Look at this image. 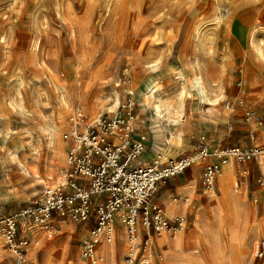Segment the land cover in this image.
<instances>
[{
  "label": "rangeland",
  "instance_id": "rangeland-1",
  "mask_svg": "<svg viewBox=\"0 0 264 264\" xmlns=\"http://www.w3.org/2000/svg\"><path fill=\"white\" fill-rule=\"evenodd\" d=\"M217 1L220 23L205 27L197 45L187 37L185 23L193 22L204 4L208 5L200 16L212 14L215 0H0V129L7 127L14 131L22 143L17 150L19 161L28 170L25 174L16 162L9 163L0 149V215L38 197L43 187H55L62 182L68 187V182L81 180L78 174L67 180L70 143L63 136L78 109L86 115L85 123L93 122L100 115L128 116L130 110L131 124L138 119L153 134L149 126L153 110L140 104L138 92L146 90L148 76L170 89L176 81L177 69L193 61L196 55L203 64L204 78L210 77L216 86L225 85L222 89L225 97L220 104L229 115L222 122L211 114L191 89L192 73L188 72V88L182 95L184 109L177 113L184 131V144L192 132L190 125L193 127L198 120L208 119L227 131L230 126L234 128L224 134L225 141L219 142L221 146L238 145V138L248 139L249 145H263L264 34L258 36L261 53L250 46L248 38L253 26H264V0ZM151 63L157 66L154 71L147 66ZM16 78L24 82L19 91L14 85ZM124 88H132L133 93L125 92ZM113 90L119 96L118 107L115 112H109ZM59 93L68 99L66 104L60 103ZM12 97L20 99L23 110L12 107ZM48 124L58 127L64 157L51 153L44 145L41 130ZM37 134H41L40 144L33 138ZM1 144L4 145L0 137ZM58 158L63 161L57 169L45 173L46 162L56 163ZM239 168L243 178L234 177L232 185L249 206L251 226L259 222L260 234L255 238L258 242L264 239V171L247 164L246 174ZM114 217L111 222L114 237L110 241L102 237V242L112 247L96 250L95 264H131L126 257L130 243L121 212L117 222ZM55 218L64 223L62 229L53 223L52 236H45L38 227L29 231L34 238L27 252V264H93L81 257L83 240L88 238L92 225L68 216H55L53 222ZM191 218L188 216L181 234L184 248L194 255L188 257L193 258L191 262L181 264H237L226 233L221 236L220 246L217 243L219 260L216 262L210 245L191 243L196 240V226ZM163 232L170 241L176 230ZM236 236L241 244H246L243 233ZM139 237H145L142 228ZM35 243L39 245L32 251ZM255 246L252 241L238 264L264 263V258L254 257ZM173 252L167 242L161 244L155 236L145 250L141 245L134 264H180L173 260ZM145 259L147 262L143 263ZM0 264H13L11 251L2 236Z\"/></svg>",
  "mask_w": 264,
  "mask_h": 264
},
{
  "label": "built area",
  "instance_id": "built-area-1",
  "mask_svg": "<svg viewBox=\"0 0 264 264\" xmlns=\"http://www.w3.org/2000/svg\"><path fill=\"white\" fill-rule=\"evenodd\" d=\"M129 113L130 110L128 116L100 115L93 122L85 123L86 115L77 110L70 129L63 136L70 143L67 180L74 174L80 175L81 180L68 182V187L64 182L55 187H43L38 197L15 211L0 215V236L11 251L13 264H27L32 239L30 230L38 227L45 236H52L55 216H68L74 221H86L92 225L88 238L83 240L81 257L86 260L90 256L93 261L97 258L93 252L100 232L103 231L102 237L107 241L114 237L113 227L106 231L104 227L118 210L130 243L127 261L134 264L141 245L145 250L155 236L166 230H176L183 221L178 216L168 218L163 206L154 200L160 181L178 175L210 155L216 156L221 163L230 160L247 163L259 156L264 158V144L247 147L219 145L209 150L208 145L201 141L193 151L173 159L138 163L136 160L144 149V136L133 139V130L129 127L133 116ZM216 171L214 162L203 165L201 183L206 190L213 187ZM258 181L263 184L262 180ZM141 228L145 232L143 239L139 237ZM21 230L27 233L20 234ZM253 255L264 258V239L257 242Z\"/></svg>",
  "mask_w": 264,
  "mask_h": 264
},
{
  "label": "crops",
  "instance_id": "crops-1",
  "mask_svg": "<svg viewBox=\"0 0 264 264\" xmlns=\"http://www.w3.org/2000/svg\"><path fill=\"white\" fill-rule=\"evenodd\" d=\"M241 22V26L244 27V20ZM183 109L184 104L181 113L183 112ZM228 115L229 114H227L226 116H215L219 117L222 122H225ZM133 123V139L137 140L140 139L141 136H144V139L142 140L144 149L142 155L136 161L138 163L145 164H150L153 161H167L183 153L193 151L194 148L202 140L207 143L209 148L217 147L220 144L219 142L225 141V138L223 137L224 134L227 132L229 133L234 129L232 126H230L227 131V129L218 127L217 123H214L211 120H198L193 125V127L192 125H190L192 128V132L189 139L187 140V144H184L185 138L183 131L181 140L182 143L178 145H172L168 141V132H166V129L153 128L151 126V123H149V126L153 131L152 134L149 132L148 128L142 126V122L140 120L135 119ZM169 128L170 127H168V129ZM143 133H145L146 135ZM150 134H152V136H150ZM191 138H193V142H191ZM236 142L240 147H246L250 144L248 139L238 138ZM259 157L251 159L247 163H240L231 160L227 163H221L216 156L210 155L205 160H201L186 168L178 175L160 181L157 185V189L153 195V198L163 206L165 214L168 218H174L178 216L183 219L182 228L185 227V222L188 221V216L191 215L192 222H195L196 226V228L194 229V237L196 240L192 241L191 243L201 244L204 247L206 245L209 246L210 240H212V238L216 236L220 246L221 236L224 233L228 234L230 238L231 234L235 233V235H238L241 232L246 236L245 247H248V245L251 244V242L259 236L260 225L259 222L256 221V225L253 224L251 226L248 211L249 206L243 200H241L239 195L235 192L236 189L232 185V179L234 177H238L239 179H241V177L243 178L239 166L241 167L242 172H245L244 167H247V164L251 167H254L256 165L263 172V168H261L260 164L262 158L260 157L261 160L259 163ZM62 161V158H58L56 163H53L50 160L47 161L43 167L44 172L48 173L57 169V166H59ZM206 162H214L217 164V171L211 190H206L201 183L202 168ZM245 173L247 174V171ZM246 174L244 175V178L246 177ZM120 212L121 211L117 212L114 217L116 222L119 219ZM53 223L59 229H62L64 221L59 218H55ZM228 223L232 224L228 225ZM26 233L27 232H25L24 230L20 231V234ZM188 234L192 233L188 232ZM31 237L34 238V235H32ZM158 238H161V236H156L157 241ZM172 240H174V237L170 241ZM109 246L103 243L102 246L97 247L96 250L98 251L99 248L106 250L108 247H112L111 245ZM33 248L34 247L32 246V249ZM173 251L174 261L180 264L187 261H192V259H188L189 256H192V252L184 248V240L182 238V234L180 235L178 245L174 246Z\"/></svg>",
  "mask_w": 264,
  "mask_h": 264
},
{
  "label": "bare ground",
  "instance_id": "bare-ground-1",
  "mask_svg": "<svg viewBox=\"0 0 264 264\" xmlns=\"http://www.w3.org/2000/svg\"><path fill=\"white\" fill-rule=\"evenodd\" d=\"M215 3H216L215 7L214 6L212 7V14L206 15L204 17L200 16L201 13L206 9V7L208 5V4H204V5H202V7H200L201 9H199L198 14L196 16H194L195 19L193 20V22L188 20L185 23V24H187V26L185 27L186 33L188 32L187 37H189L190 40L193 41V43L196 42L197 45L201 41L200 38L202 37V32H203L205 27H207L209 25H216V24L220 23L219 22L220 18L218 16V12L216 11L217 7H218V5H217L218 1L215 0ZM198 5H201V4H198ZM256 25L257 26H253L252 29L250 30V36L248 39H249L250 46L253 47L257 53H261V47L259 46L258 36L260 34H264V26L259 25V24H256ZM197 49H198V47H197ZM147 66L150 68V70H153V71L157 67L155 63L148 64ZM204 70H206V69H204ZM188 72L192 73V75H190V80H189L190 81V87L193 90V92H195L196 97L199 98V101L204 103L206 108L211 110L215 115L226 116L228 114V111L223 109L221 107V104H220V101L222 99H224V97H225L223 90H222L223 86H225V85L222 84V86H220V85L216 86L215 82H213L210 77L204 78L205 73L203 71V64L200 61V59H198L197 55H196V57H194L193 61H188L186 65L183 64L180 69L179 68L177 69V71L175 72L176 81H175V83L173 82L174 84L170 89H167L163 85L161 86V84L156 82L157 80L155 81L154 79H151L148 76L147 79L145 80V84H146L145 89L146 90L140 91V93L138 92V96L140 98V104L144 107L151 106V108L153 110V115L151 114V118H150L151 119V122H150L151 126L153 128L162 127L164 129H166V132H168V134H167L168 141L172 145H174V144L178 145V144L182 143L181 140H182L183 130L181 129V126L178 123L179 119H178L177 113L183 107L182 95L184 94V92L188 88L187 87V81H186L187 80L186 74ZM14 83H15L14 85L17 87L16 90L18 89V91H19L20 86H22L24 84L23 80L20 78H18V79L16 78V81ZM124 90H125V92H127L129 94L133 93L132 88H124ZM112 97H113V99H112L113 105L108 104L109 105L108 106L109 112H115L116 111L115 107L116 108L118 107L117 102H118L119 96L115 90L112 91ZM12 99H13V97H12ZM58 99H59L61 104H66V100H68L64 97L63 94H60V93L58 94ZM11 101H12V103H11L12 107L14 106L17 109L23 110L21 103H20V99H18L17 97H14V99ZM18 112H19V110H18ZM214 114H212V115H214ZM131 123L132 122L130 121L129 127L132 128L133 125ZM168 127H170V128L168 129ZM9 129L10 128H7V127H3L0 129L1 141L4 144V145H2V144L0 145V149L2 148V155L5 154L4 158H6L9 161V163L16 162L17 165L21 166L22 172L26 174V173H28V170L21 163V161H19L18 153H17V150L20 146H22V143L17 138V136L14 134V131L12 130L13 132H11ZM41 131H42L41 134H43V136H44L45 147L48 150H50L51 153H54L57 155L60 154L61 157H64L61 154L62 153V144L58 140V135H59L58 127L55 125L51 126L48 124V126L43 128ZM41 134H37L36 137H33L34 141L36 143H39V144L41 143ZM35 146H36V144H35ZM32 149H34V148H32ZM260 157H259V163L261 160ZM4 158H2V159H4ZM260 164H261V168H263V171H264V158H262V161ZM213 197H214V195H213ZM263 208H264V202H263ZM111 222L112 221L109 222L110 224L107 226V229H110L112 227L113 224H111ZM181 224H182V222H181ZM229 224L231 225L232 223H228V225ZM105 229H104V231H106ZM236 230H237V228H236ZM181 232H182V226H179L176 229V233L174 235V240H172L174 242H172V241L169 242L166 234H163L165 232H162L161 233L162 236H161V238L158 239V242L161 244L164 242H167L169 244L170 248L173 249L174 246H177L179 243V238H180ZM102 233H103V231L100 232V236L97 238V241L94 245V252H93L94 256H96L97 247L102 246V244H103ZM230 236H231L230 237V240H231L230 244L232 246L231 248H232V255H233L232 257L234 258V262L238 264V262H240L239 259H240L241 255L243 253L247 252V250H246L247 247H245L246 244L240 243V241L238 240L235 233L231 234ZM256 242H257L256 239H254L253 240V246H255ZM209 243H210V247H211L212 256L214 257L215 262H216L219 260V257H218V255H219L218 251L219 250H218V244H217L218 243L217 237L216 236L213 237ZM36 245L38 246L39 244L35 243L32 246L35 248ZM34 248L32 249V251L34 250ZM244 248H245V250H244ZM167 252H166V254L168 255ZM49 255L50 254H48V256ZM193 255H194V253H192V256ZM170 259H172V258H170ZM86 260H87V262H89V263L92 262L93 264H95V262H96V261H92V258L90 256L87 257ZM165 260L166 259H164L163 261H165ZM144 262L146 263L147 259H145L143 261V263ZM43 264H46V262ZM48 264H49V262H48Z\"/></svg>",
  "mask_w": 264,
  "mask_h": 264
}]
</instances>
